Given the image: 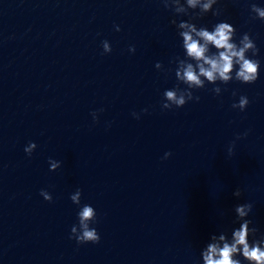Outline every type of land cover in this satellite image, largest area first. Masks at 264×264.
I'll use <instances>...</instances> for the list:
<instances>
[{
	"label": "water",
	"instance_id": "obj_1",
	"mask_svg": "<svg viewBox=\"0 0 264 264\" xmlns=\"http://www.w3.org/2000/svg\"><path fill=\"white\" fill-rule=\"evenodd\" d=\"M250 2L218 0L219 16L193 22H228L237 42L249 33L255 83L208 84L166 110L170 61L184 57L170 21L187 16L160 0H0V264H199L211 235L239 227L233 209L245 202L264 234V21L249 19ZM241 95L243 112L231 107ZM50 159L60 167L49 171ZM77 188L99 243L69 239Z\"/></svg>",
	"mask_w": 264,
	"mask_h": 264
},
{
	"label": "clouds",
	"instance_id": "obj_2",
	"mask_svg": "<svg viewBox=\"0 0 264 264\" xmlns=\"http://www.w3.org/2000/svg\"><path fill=\"white\" fill-rule=\"evenodd\" d=\"M166 10H170L174 16H187L188 20L177 22L173 18L170 23L175 25L177 35L182 40L181 47L184 57L174 58L176 84L171 89H166L162 94L161 108L171 110L181 108L189 101H199V96H194L195 90L205 89L208 84L226 85L231 81H238L241 84H253L259 77L260 60L257 59L258 48L249 33L245 32L239 36L237 42V30L228 22L221 21L212 25L211 30L207 26H197L193 21L201 19L208 13L212 16H219L221 10L213 6L218 0H160ZM191 10V11H190ZM249 19L264 21V7L259 6L252 0L249 3ZM119 31V26H114ZM103 52L108 54L112 51L108 41L101 42ZM213 49L215 51H213ZM129 52H134V46H129ZM156 69L165 70L161 63H156ZM184 85V87H181ZM211 91L219 95L222 89L214 86ZM236 93L233 92V96ZM249 104L246 96L241 95L238 102L231 105L233 109L243 112ZM142 111H147L143 109ZM95 121L96 113L92 114ZM135 118H139L133 113ZM247 135V132L243 134ZM237 136L236 139H240ZM235 141L229 148L228 154L232 155ZM36 148L35 143L29 142L24 148L26 155L31 156ZM171 153H165L167 159ZM60 167V162L49 160V171ZM45 201L51 202L52 196L44 189L39 193ZM240 188L233 192L234 197H241ZM81 190L79 188L70 195L73 204L80 206ZM253 204L249 202L237 204L233 211L235 220L239 223L238 228H233L231 235L227 231H220L218 235L213 234L209 242L200 251L199 264H264V234L257 239L258 229L252 225L247 217L251 213ZM95 209L84 204L77 212V224L70 229L69 239H75L80 244L99 243L100 236L94 225L96 223ZM251 237V240H250Z\"/></svg>",
	"mask_w": 264,
	"mask_h": 264
}]
</instances>
